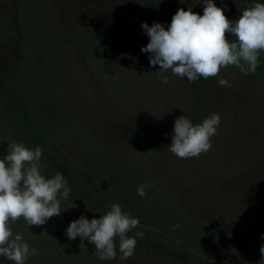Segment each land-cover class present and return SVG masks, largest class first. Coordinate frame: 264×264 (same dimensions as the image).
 I'll return each instance as SVG.
<instances>
[{"label":"rangeland","instance_id":"obj_1","mask_svg":"<svg viewBox=\"0 0 264 264\" xmlns=\"http://www.w3.org/2000/svg\"><path fill=\"white\" fill-rule=\"evenodd\" d=\"M37 1L44 11L48 40L59 44L51 52L53 71L47 80L54 82V93L63 97L60 101L67 102L66 111L79 118L78 123H85V136H79V140L89 138L94 140L89 142L93 149L102 146L116 151L117 162L131 166V172L142 181L143 173L151 174L150 202L157 204L153 200L160 194L163 198L157 206L170 210L184 223L181 231L186 241L176 243L188 245L207 264H259V249L264 244V80L227 68L212 81L195 82L178 78L169 70L164 73L168 83H162L157 79L159 65L151 66L150 54L141 52L149 43L141 28L143 23L150 27L160 23L165 29L169 26L155 15L150 0ZM249 1L213 3L235 21ZM162 8L170 14L194 8L202 16L204 4L203 0H167ZM0 13L13 31L7 36L0 32V60L7 71L22 66L28 58L31 36L19 0H0ZM74 23L94 28L106 37L87 52L84 46L66 41ZM221 77L231 87L220 86ZM213 113L221 120L211 138L210 151L198 158L181 159L167 149L177 118L186 115L196 125ZM5 128L7 131L9 123ZM50 131L46 134L53 151L81 167L90 181L85 167L93 154L82 161L72 136ZM6 154L7 148H0V159ZM96 157L109 169L101 151ZM43 170L47 178L54 177ZM62 208L61 204L62 213L49 220L57 226L56 233L62 232L66 239L71 222L81 216L89 221L98 219L90 212L66 213ZM18 222L28 225L20 218L12 227L16 228ZM30 227L36 231L30 235L39 239L40 228ZM188 241L191 245L185 244ZM85 242H81L84 249H73V256L82 258L83 264L93 258L106 264H175L164 256L136 252L127 261L118 257L100 260L95 247L91 249ZM45 258L30 256L25 264H63L59 262L61 256Z\"/></svg>","mask_w":264,"mask_h":264},{"label":"trees","instance_id":"obj_2","mask_svg":"<svg viewBox=\"0 0 264 264\" xmlns=\"http://www.w3.org/2000/svg\"><path fill=\"white\" fill-rule=\"evenodd\" d=\"M19 1L22 6L24 25L31 36L30 53H28V58L22 66L15 69L10 68L7 71L0 60V148L5 150L13 141L23 143L29 149L41 147L43 150L41 157V163L44 166L43 173L47 171L52 176L56 173L62 174L70 188L68 199L61 203L64 207L62 211L65 210L66 213L68 210L74 214L90 212L100 219L110 211L111 204L118 203L124 213H130L133 218L139 220L138 227L127 235L129 237L135 236L137 231L144 233L143 238L136 237V253H153L164 256L175 264H207L192 249L189 250L188 245L179 244L180 240L186 241V236L181 231L184 223H181V220L174 216L170 210L157 206L161 203L163 196L158 194L153 200L157 204L150 202L152 199L151 193L148 195V190L153 188V177L150 173H143L144 181H142L140 177H136L131 172V166L125 163L128 166L126 168L123 162H117L119 159L116 151L110 152L109 148L108 150L102 146L93 149L89 142L94 140L89 138L83 141L79 140V136H85V123H82V126L78 123L79 118L76 119L71 112L66 111L67 102L65 100L60 101V93H54V88H56L54 82L47 80L53 71L51 66L54 63L52 61L54 55H51V52L53 48L58 49L59 44L54 40H48L46 25L44 24V11L39 8L41 3L37 0ZM166 2L167 0H150V5L155 15L170 25L172 17L177 11H172L170 14L168 10L163 9L162 7L166 5ZM255 3H264V0H250L247 4L249 7ZM192 11L198 14L196 9L192 8ZM105 31L108 32L107 29ZM0 32L5 36L13 32L9 21L2 13H0ZM226 35L229 41L233 39L231 34ZM104 37L106 35L98 34L94 28H86L74 23L68 31L66 41L76 46H84L89 52L90 48L97 47L99 40H103ZM228 68L236 67L230 66ZM224 70L221 69L218 76ZM249 75L264 80V52L260 54L259 65L255 74ZM214 78H201L200 80L212 81ZM206 81L202 82L206 84ZM6 122L9 123L7 131ZM52 129L59 130V134L70 135L76 140L77 153L82 161L85 160L83 158L87 154H93V159L85 167V171L90 172L91 183L85 177L81 167L53 151L46 134L49 131L51 134ZM100 151L101 159L109 165V169L108 167L106 169L105 165H100L99 159L96 157ZM102 180L107 183L106 186ZM140 185L151 186L146 188L144 197L137 194V188ZM13 224L12 222L9 223L13 231V238L15 234H21L30 249L33 247L37 249L38 256L43 255L44 258L47 256L45 259H48L50 255L53 258L61 256L60 263L71 264L70 260L72 264H83L82 258L73 256V249H84L82 243L86 242L79 240L78 237L75 240H69L63 236L62 232L56 233L54 227L56 225L50 220L47 224L39 227V239L34 238L36 231L35 229L32 230L29 225L18 222L17 227L14 228L12 227ZM33 232L34 234L30 235ZM175 233H179L181 236ZM178 240L179 242L176 243ZM191 243L192 241H188L185 244L191 245ZM87 244L88 247L91 245V249L94 246L90 243ZM95 261L94 258L89 261L84 260V264H106ZM0 264L13 263L4 257H0Z\"/></svg>","mask_w":264,"mask_h":264},{"label":"clouds","instance_id":"obj_3","mask_svg":"<svg viewBox=\"0 0 264 264\" xmlns=\"http://www.w3.org/2000/svg\"><path fill=\"white\" fill-rule=\"evenodd\" d=\"M203 4L202 16L192 8L179 9L167 29L156 22L151 27L147 23L141 25L149 37V43L141 52L150 54L151 66L159 65L157 79L162 83H168L164 73L169 70L189 82L217 77L221 69L230 66L244 75L255 74L260 54L264 52V3L245 8L235 21H230L213 0H203ZM226 34H231L233 39L229 41ZM218 83L231 87L222 77ZM220 120V116L213 113L202 123L193 125L186 115L180 116L174 122L172 143L167 149L181 159L206 154L212 148L211 138ZM42 151L39 146L29 149L13 141L7 147V154L0 159V257L14 264H25L30 256L39 253L36 248H29L21 234L13 238L9 223L23 218L29 226H43L62 213L61 203L70 193L62 174L56 173L52 178L42 174ZM148 187L151 186L140 185L137 194L144 197ZM138 225L137 218L113 203L110 211L100 219L89 221L81 216L71 222L65 235L69 240L77 237L87 240L94 245L95 255L100 260L118 257L120 261H127L134 255L136 237L144 236L142 231L132 237L127 235ZM259 251L262 257L259 264H264V244Z\"/></svg>","mask_w":264,"mask_h":264}]
</instances>
